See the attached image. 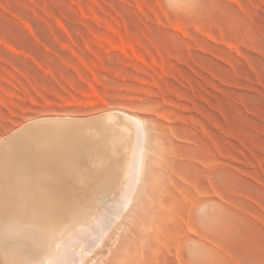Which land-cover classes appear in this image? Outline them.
<instances>
[{
  "label": "rangeland",
  "instance_id": "1",
  "mask_svg": "<svg viewBox=\"0 0 264 264\" xmlns=\"http://www.w3.org/2000/svg\"><path fill=\"white\" fill-rule=\"evenodd\" d=\"M111 109L144 164L80 264H264V0H0V144Z\"/></svg>",
  "mask_w": 264,
  "mask_h": 264
},
{
  "label": "bare ground",
  "instance_id": "2",
  "mask_svg": "<svg viewBox=\"0 0 264 264\" xmlns=\"http://www.w3.org/2000/svg\"><path fill=\"white\" fill-rule=\"evenodd\" d=\"M142 135L140 119L119 109L39 116L8 132L0 144V264H80L81 245L92 251L111 208L132 203Z\"/></svg>",
  "mask_w": 264,
  "mask_h": 264
}]
</instances>
